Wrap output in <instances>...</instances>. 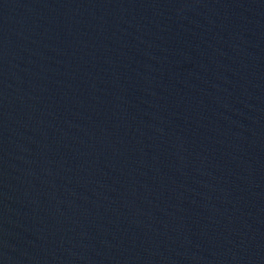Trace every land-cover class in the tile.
Here are the masks:
<instances>
[{"label":"water","instance_id":"water-1","mask_svg":"<svg viewBox=\"0 0 264 264\" xmlns=\"http://www.w3.org/2000/svg\"><path fill=\"white\" fill-rule=\"evenodd\" d=\"M0 264H264V0H0Z\"/></svg>","mask_w":264,"mask_h":264}]
</instances>
